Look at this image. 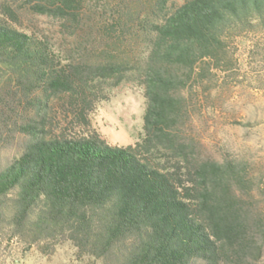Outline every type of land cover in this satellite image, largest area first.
<instances>
[{"label": "trees", "instance_id": "1", "mask_svg": "<svg viewBox=\"0 0 264 264\" xmlns=\"http://www.w3.org/2000/svg\"><path fill=\"white\" fill-rule=\"evenodd\" d=\"M146 31L149 51L140 73L142 136L111 146L89 128L100 96L85 92L87 74L118 84L122 62H63L47 40L0 20V72L16 102L34 108L18 154L0 166V229L29 246L69 242L75 256L102 264H254L264 220L250 208L245 163L204 157L182 130L184 93L206 72L227 64V43L264 29V0H185L165 9ZM84 0H24L38 14L75 21ZM0 14L14 13L0 0ZM66 95L84 133L45 128L50 97ZM0 124V129L6 127ZM258 236H260L258 238Z\"/></svg>", "mask_w": 264, "mask_h": 264}, {"label": "rangeland", "instance_id": "2", "mask_svg": "<svg viewBox=\"0 0 264 264\" xmlns=\"http://www.w3.org/2000/svg\"><path fill=\"white\" fill-rule=\"evenodd\" d=\"M14 21L2 16L14 28L47 40L63 62L93 65L107 60L130 67L123 79L98 72L87 74L85 92L100 96L88 115L94 129L111 146L133 145L142 136L145 98L140 83L149 51L147 26L158 20L154 0H84L79 20L66 21L32 12L24 0H5ZM185 0H167L173 9ZM227 64L206 72L184 93L187 117L182 126L202 156L215 160L231 158L247 166L252 182L246 199L253 213L264 220V29L240 33L227 43ZM13 86L0 72V166L19 152L23 135L14 122L35 115L34 108L13 98ZM91 93V94H90ZM45 128L59 132L84 133L87 126L71 122L66 95L50 97L44 112ZM260 236H258L259 238ZM254 264H264V237ZM0 264H102L92 257L77 258L69 242L54 247L29 246L7 228L0 229Z\"/></svg>", "mask_w": 264, "mask_h": 264}]
</instances>
